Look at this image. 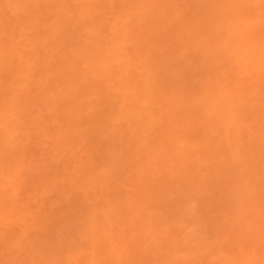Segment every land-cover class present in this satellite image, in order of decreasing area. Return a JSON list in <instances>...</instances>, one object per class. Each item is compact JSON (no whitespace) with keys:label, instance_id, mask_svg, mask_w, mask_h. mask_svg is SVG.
<instances>
[{"label":"bare ground","instance_id":"obj_1","mask_svg":"<svg viewBox=\"0 0 264 264\" xmlns=\"http://www.w3.org/2000/svg\"><path fill=\"white\" fill-rule=\"evenodd\" d=\"M0 264H264V0H0Z\"/></svg>","mask_w":264,"mask_h":264}]
</instances>
